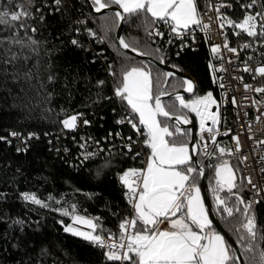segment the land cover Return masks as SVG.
Instances as JSON below:
<instances>
[{
	"label": "trees",
	"instance_id": "16d2710c",
	"mask_svg": "<svg viewBox=\"0 0 264 264\" xmlns=\"http://www.w3.org/2000/svg\"><path fill=\"white\" fill-rule=\"evenodd\" d=\"M26 1L34 5L32 10L23 5L30 13L28 18L0 24V264H118L105 258L104 249L65 231V227H73V216L77 215L96 223V234L118 236V225L131 215L127 190L119 176L140 167L141 161H133L122 146L108 157L81 164L77 159L78 134L65 129L62 121L85 112L91 122L87 131L100 140L105 136L108 141L109 134L115 139L118 131L128 133L126 126L117 123L120 109L113 97L124 66L149 70L154 95L179 92L186 85L182 86L183 79L166 77L152 63L120 47L116 39L120 21L115 13H95L88 0H61L59 10L54 0ZM196 2L199 10L203 9L201 0ZM84 21L87 27L82 26ZM159 23H152L151 18L146 22L143 15L127 16L122 39L156 62L191 75L197 84L196 97L216 92L204 42L176 57L172 53L169 59L150 37ZM21 24L26 27L21 28ZM89 30L96 33L95 38ZM73 39L78 45L71 43ZM109 65L117 73L115 78L109 74ZM99 81L104 84L99 85ZM163 103L178 104L175 98ZM119 105L129 112L120 101ZM171 111L186 115L198 128L194 112L177 111L176 107ZM160 119L170 129L176 127L171 120ZM183 130L186 135L171 138L172 142L190 144L189 130ZM197 159L209 182L216 161L200 155ZM190 164L194 166L193 160ZM238 175L234 193L248 203ZM196 183L201 188V176ZM26 193L47 207L26 201ZM228 196L235 201V195ZM65 210L69 215L63 214ZM251 212L257 224L252 252H244L248 242L242 245L238 239L239 213L220 223L239 247L244 264H259L264 250V208L251 205ZM212 228L219 232L213 223Z\"/></svg>",
	"mask_w": 264,
	"mask_h": 264
},
{
	"label": "snow or ice",
	"instance_id": "6c2138e0",
	"mask_svg": "<svg viewBox=\"0 0 264 264\" xmlns=\"http://www.w3.org/2000/svg\"><path fill=\"white\" fill-rule=\"evenodd\" d=\"M92 2L96 12L107 9L111 5L118 6L122 12L117 11L114 15L119 21H124L127 16L143 15L146 22L148 18H151L152 23L163 22L169 26L172 33L181 38L184 32L193 26L201 30L209 28V25L204 24L201 19L196 0H92ZM255 2L256 0H252L245 7L251 9ZM60 3L61 0H54L57 10ZM221 7H230V5H217L215 8L219 14L221 28L228 25L239 29L240 31L235 33L237 36L241 32L248 37L264 36V14L247 13L241 22H234L220 14ZM29 15L30 13L22 8L12 12L5 10L0 12V24L9 25L21 21L22 18H28ZM25 27L26 25L21 24V28ZM31 31L35 32L36 29L32 28ZM155 34L163 36L161 32ZM89 35L96 37V33L91 30ZM15 42L21 43L18 40ZM30 42L35 43V41ZM71 43L78 45L75 39ZM119 44L123 49L138 52L123 39L119 40ZM224 47L228 48V45L225 44ZM244 47H250V45L245 44ZM228 50L237 52L235 48H228ZM211 51L218 53L220 46H214ZM138 54L146 55L143 52ZM220 70L223 71V69ZM244 71H252V69L246 66ZM255 71L264 77V66L257 67ZM109 74L114 78L117 76V73L111 70V65H109ZM171 75L172 73H165L166 77ZM51 79L52 77H49V80ZM98 84L103 85L104 81H99ZM184 85L187 92L193 91L190 80L184 81L182 86ZM250 87L245 85L246 89ZM254 91L264 92V88H256ZM113 92L130 112L127 122L131 127L137 133H141V126L146 129V132L141 134L145 136L143 143L150 149L146 168L129 169L119 176L120 182L127 190L126 196L128 203L132 206L134 218L125 219L118 225L120 229L118 236L109 235V239H120L119 247L106 243L102 235L96 234L98 228L96 223L77 215L73 216L74 222L86 224L91 231L85 232L71 226L65 227V231L82 237L98 248L109 249L105 251V258L108 261L122 262V264L123 262H130V264H238L240 258L235 254V250L226 243L223 235L212 228V220L209 219L208 209L205 207L200 187L196 183L197 176H202L203 171L198 172L196 167L191 166L192 157L186 143H175L171 140L176 136L186 135L179 125L191 122L186 115H176L171 111L172 107H176L177 111L187 109L194 112L199 117L201 134L209 133L212 136V142H216L217 129L206 126L208 120H211L213 126L219 123V112L210 111V107L216 104L212 94L209 92L205 96L196 97L190 101H186L181 95H176L175 101L178 104L166 106L161 97L171 93L161 92L154 95L151 72L139 66L122 67ZM161 117H164L165 121L175 117L176 127L170 130L167 123L161 121ZM77 121L78 116L72 115L64 119L62 124L65 129L75 130ZM124 122V120L117 121V123ZM84 123L89 122L85 120ZM11 135L16 136L17 133H11ZM128 139L131 141L132 138L128 137ZM201 139L203 140V135ZM235 139L238 150L239 138L235 137ZM126 147L128 151H132L131 144ZM218 151L222 155L226 152L231 154L224 147H220ZM85 158L87 159V156ZM180 166H186V168L182 169ZM132 178L136 179L135 184L132 183ZM215 178L212 192L217 209L230 218L239 213L241 219L237 229L238 239L242 245L245 241L248 242L243 248L244 252H252L257 240V224L251 212V202L245 203L242 197L233 192L238 187L237 176L228 161H222L216 166ZM247 182L252 183L250 177L247 178ZM225 191L236 196L231 205L229 204L231 196L219 195L220 192ZM23 198L47 207L34 195L26 193ZM240 205H243V209ZM63 214L69 215V212L65 210ZM164 223H167L168 227L162 229L161 225ZM261 238L264 239V237ZM259 264H264V250L260 252Z\"/></svg>",
	"mask_w": 264,
	"mask_h": 264
},
{
	"label": "built area",
	"instance_id": "2783aa9c",
	"mask_svg": "<svg viewBox=\"0 0 264 264\" xmlns=\"http://www.w3.org/2000/svg\"><path fill=\"white\" fill-rule=\"evenodd\" d=\"M251 2L252 0H201L203 9H200L199 12L203 23L209 25L207 30L193 26L184 32L183 38H181L172 33L167 24L161 22L150 32V37L155 45L165 50L169 59L172 58V53L176 57L180 52L194 49L199 42H204L208 50V65L212 81L216 87V92L210 91L216 101V104L210 107V111L219 112V123L213 126L211 120H208L206 126L215 127L218 134L215 136V143L212 142V136L209 133L201 134L199 117H197L198 128L195 129L194 154L209 161H216L213 177L207 182V192L213 212L219 221L230 219L217 209L212 192L216 179L215 168L222 161H228L236 172L237 185H239L238 174L241 175V183L246 191L248 203L251 202L252 206L264 208V92L254 91L256 88H264V77L255 71L257 67L264 66V36L248 37L243 32L237 36L235 33L240 31L239 29L228 25L221 28L219 26V14L215 10L217 5H230V7H221L220 14L234 22H241L247 13L259 12L264 14L263 0H256L251 9L246 8L245 6ZM24 4L26 8L34 9V5L26 0H0V12L23 9ZM31 14H33L32 11ZM82 26L87 27V23L84 21ZM257 30L259 31V29ZM156 32L163 33V36L156 35ZM225 44L228 45V48L237 49V52L229 51L228 48L224 47ZM245 44L250 45V47H244ZM217 45L220 46V51L213 53L211 49ZM246 66L252 71H244ZM245 85L251 87L246 89ZM113 97L117 100L120 109V120L125 121L120 124L126 126L129 132L118 131L115 133V139H113L112 134H109L108 141L105 136L100 140L87 131L91 125L89 115L85 112L78 114L77 127L75 130H71L78 134L76 140L77 159L81 164H85L108 157L115 151L122 149L123 146V150L131 156L133 161H141V166L137 169L146 168L149 149L143 143L145 136L141 134L146 130L141 126V133H137L127 122L131 115L130 112L123 110L119 105V100L114 95ZM85 120L89 123L85 124ZM201 135H203V140ZM128 137L132 138L131 141ZM235 137L239 138L238 150ZM128 144L132 145V151H128L126 147ZM220 147L229 150L231 154L229 155L227 152L223 155L220 154L218 151ZM137 153L139 154L137 155ZM245 157L247 159H244ZM249 177L252 181L251 184L247 182ZM136 182V179L132 178V183L135 184ZM219 195L226 197L228 193L226 191L220 192ZM233 202L229 199L230 205ZM130 207L131 215L128 219H132L134 215L132 206L130 205ZM102 237L106 243L114 244L117 247L121 243L118 238L109 239V235H102ZM108 250L104 249V251ZM117 262L122 264V262Z\"/></svg>",
	"mask_w": 264,
	"mask_h": 264
},
{
	"label": "water",
	"instance_id": "95a60500",
	"mask_svg": "<svg viewBox=\"0 0 264 264\" xmlns=\"http://www.w3.org/2000/svg\"><path fill=\"white\" fill-rule=\"evenodd\" d=\"M88 3L90 4L92 10L95 13H98V14H103V13H106V12L115 13L117 11L122 12V10L120 8H115V7H109L107 9L101 10L100 12H96L95 11V6H93L92 0H88ZM125 21H126V19L124 21H120V24H119V27H118V30H117V33H116V39H117L118 44H119V40L122 39V36H123L124 27H125ZM120 47H121V45H120ZM124 50L127 53L137 55V56L141 57L142 59H144V60L152 63L154 66H156L158 69L164 71L165 73H172L173 76H177V77L183 79L184 81L190 80L192 82V84H193V91L191 93L187 92L186 91V88H185L182 91L175 92V93H171V95H164V96H162L161 97L162 102L164 100H167V99H170V98H175L176 95H181L183 97H188V98L193 97V96L196 95V92H197V84H196L195 79L191 75L185 74V73H181V72H179L177 70H174L171 67H168L167 65H165L164 63H158L154 59H152L151 57H149L147 55H139L138 52H132L130 49H124ZM161 118L162 119H165L164 117H161ZM171 121L176 124L175 117H173L171 119ZM179 126L182 129L189 130V133H190V148L192 150V157H193L194 166L196 168H198L199 170H202L203 171V175L201 176V189H202V193H203V196H204L205 205H206V208L208 209V213H209V216H210V218L212 220V223L215 226V228H217V230L219 231V233L221 235H223L225 237V239L231 244L232 248L235 250V254L237 256H239L240 259H239V262L238 263L239 264H244V262H243V260L241 258V254H240L239 247L237 246V244L235 243V241L233 240V238L229 235V233L227 231H225V229L221 225L220 221L215 216V214L213 212V209L211 207V204H210V201H209V197H208V192H207V182H206V178H205V171L199 165L198 159H197V155L194 154V147H195V144H196L195 126L191 122L188 123V124L181 123Z\"/></svg>",
	"mask_w": 264,
	"mask_h": 264
},
{
	"label": "crops",
	"instance_id": "0c3cea01",
	"mask_svg": "<svg viewBox=\"0 0 264 264\" xmlns=\"http://www.w3.org/2000/svg\"><path fill=\"white\" fill-rule=\"evenodd\" d=\"M197 8H198V6H197ZM198 11H199V8H198ZM167 227H168L167 223H164V224L161 225L162 229H165ZM73 228L78 229V230H82V231H85V230L91 231V229L86 224H83V223H80V222H73Z\"/></svg>",
	"mask_w": 264,
	"mask_h": 264
},
{
	"label": "rangeland",
	"instance_id": "374dc122",
	"mask_svg": "<svg viewBox=\"0 0 264 264\" xmlns=\"http://www.w3.org/2000/svg\"><path fill=\"white\" fill-rule=\"evenodd\" d=\"M196 98V96H193V97H190V98H188V99H185L186 101H190V100H192V99H195ZM162 121V120H161ZM168 125V124H167ZM169 126V125H168ZM169 128H170V126H169ZM146 130V129H145ZM171 130V129H170ZM188 147H189V152H190V155H191V157H192V150H191V148H190V144L188 145ZM150 155V151H149V153H148V156ZM192 160H193V157H192ZM192 160L190 161V163L192 162ZM192 166V165H191ZM200 190H201V196L203 197V199H204V196H203V193H202V189L200 188ZM204 204H205V201H204ZM205 207H206V205H205ZM208 215H209V213H208ZM209 219L211 220V218H210V216H209ZM85 232H88L87 230H85Z\"/></svg>",
	"mask_w": 264,
	"mask_h": 264
}]
</instances>
